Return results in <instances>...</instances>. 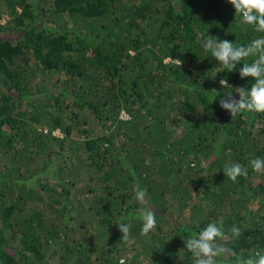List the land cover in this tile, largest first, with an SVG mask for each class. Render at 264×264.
<instances>
[{"label": "trees", "instance_id": "trees-1", "mask_svg": "<svg viewBox=\"0 0 264 264\" xmlns=\"http://www.w3.org/2000/svg\"><path fill=\"white\" fill-rule=\"evenodd\" d=\"M208 35L264 33L227 0H0V264H193L184 241L219 220L242 229L236 257L264 253V113L219 106L221 78L253 80Z\"/></svg>", "mask_w": 264, "mask_h": 264}, {"label": "clouds", "instance_id": "clouds-1", "mask_svg": "<svg viewBox=\"0 0 264 264\" xmlns=\"http://www.w3.org/2000/svg\"><path fill=\"white\" fill-rule=\"evenodd\" d=\"M227 2L233 6L235 14L241 17L243 24L253 26L258 33H264V0H227ZM199 39L205 51L211 53L224 71L233 72L237 69V65L242 63V67L239 68L240 78L253 80L250 87H234L226 78H221L219 80L221 88L230 87L232 90L224 93L219 100V106L229 112L231 117L243 112L264 113V36L251 40L247 45H237L227 39L220 40L216 36L209 35L206 39L203 37ZM249 58H252L251 62H248ZM169 59L178 67L183 63L179 58L173 60L170 56ZM203 111L204 105H201L200 112ZM121 116L129 118L125 112H122ZM249 163L253 171H264V158L256 157ZM223 172L235 182L238 177L248 175V168L238 162H228ZM146 197L147 190L137 186L136 201L145 204ZM137 212L143 222L141 234L147 236L156 228V212L150 208H139ZM117 225L122 233V240H127L131 232V224L117 223ZM242 235V229L238 225L234 224L225 231L222 220L212 221L198 233H192L184 241V245L192 254L193 264H264V253L261 252L236 257L235 250L230 244L239 242ZM120 264H125L124 260H121Z\"/></svg>", "mask_w": 264, "mask_h": 264}, {"label": "rangeland", "instance_id": "rangeland-1", "mask_svg": "<svg viewBox=\"0 0 264 264\" xmlns=\"http://www.w3.org/2000/svg\"><path fill=\"white\" fill-rule=\"evenodd\" d=\"M56 134L62 135L61 132L59 130L55 131Z\"/></svg>", "mask_w": 264, "mask_h": 264}]
</instances>
